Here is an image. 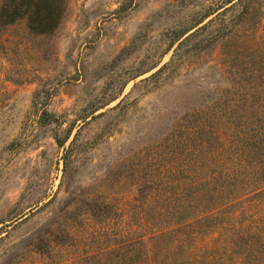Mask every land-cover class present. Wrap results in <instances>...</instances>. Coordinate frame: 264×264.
I'll return each instance as SVG.
<instances>
[{"label": "rangeland", "instance_id": "1", "mask_svg": "<svg viewBox=\"0 0 264 264\" xmlns=\"http://www.w3.org/2000/svg\"><path fill=\"white\" fill-rule=\"evenodd\" d=\"M60 1L50 33L0 25V264H264L262 213L182 245L153 191L217 167L214 120L264 124V0Z\"/></svg>", "mask_w": 264, "mask_h": 264}, {"label": "trees", "instance_id": "2", "mask_svg": "<svg viewBox=\"0 0 264 264\" xmlns=\"http://www.w3.org/2000/svg\"><path fill=\"white\" fill-rule=\"evenodd\" d=\"M61 16L60 0H3L0 4V25H9L24 19L29 31L35 34L52 32L58 26ZM236 123L237 121H230L226 124L225 127L233 132L225 137V124L219 120L213 121L216 154L223 159L219 160L217 157L219 164L209 173H203L206 170L203 167L201 172L194 171L196 181L188 173V182L185 183H154L153 191L167 192L164 210L175 214L178 219L174 224H182L186 229L184 237L179 240L182 245L189 244L198 236L214 233L223 222H217V219L228 215L229 219L225 224L229 229L221 227L224 232L219 237L223 249L234 248L237 246L235 236L242 239L250 228L249 225L247 228V225L240 223L237 232L230 233L235 231L234 218L252 210L262 213L264 217V124L247 119L243 125ZM205 127V123L199 124V141L191 137L184 139V149L189 155L196 152L198 156V153L207 151ZM57 142L62 144L61 141ZM227 152L228 156L224 157ZM187 172H192V169H187ZM237 210L239 213L236 215ZM211 219L216 221L212 225L207 224ZM260 231H264L261 224L251 236L259 235V244L263 245L264 235L261 236ZM250 251L251 245L245 246L244 250L238 252V256H247ZM261 254L264 257V250Z\"/></svg>", "mask_w": 264, "mask_h": 264}]
</instances>
